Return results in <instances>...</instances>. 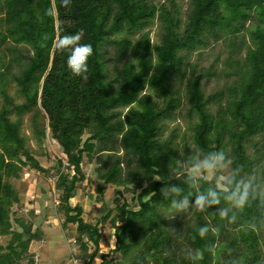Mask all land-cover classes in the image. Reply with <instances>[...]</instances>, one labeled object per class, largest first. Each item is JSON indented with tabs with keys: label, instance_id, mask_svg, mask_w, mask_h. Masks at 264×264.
I'll return each instance as SVG.
<instances>
[{
	"label": "trees",
	"instance_id": "1",
	"mask_svg": "<svg viewBox=\"0 0 264 264\" xmlns=\"http://www.w3.org/2000/svg\"><path fill=\"white\" fill-rule=\"evenodd\" d=\"M182 17L177 0H71L68 7L61 0H0V54L8 56L0 57V83L11 79L22 98L15 103L0 87V238L9 237L5 245L0 241V264H34L29 248L42 238L31 220L19 216V191L11 182L24 168L47 174L21 133L26 114L36 143L49 135L62 150L54 183L57 212L64 217L63 231L75 229L77 257L85 264H264V204L250 200L243 209L232 208L219 168L210 179L207 172L189 174L198 159L218 150L229 161L226 177L256 176L255 163L264 160V143L258 149L252 143L264 138V0H188ZM156 19L157 41L151 42L145 30ZM80 30L81 43L93 48L86 81L68 70L69 51L54 47L57 35ZM218 43L229 48L218 73L196 64L183 73L186 56ZM109 50L120 62L111 74L104 58ZM176 76L184 80L192 150L186 133L178 143L177 132L163 137L165 121L183 103L169 86ZM213 77L226 82L205 95L203 81ZM116 142L123 157H116ZM248 147H255L251 156ZM105 152L94 169L97 178L104 186H130L132 205L114 200L113 209L88 223L71 200L86 179L84 159ZM256 184L264 193L262 176ZM173 186L178 195L162 191ZM208 188L220 192V203L192 207ZM102 196L96 194L97 203ZM185 196L187 210L171 207ZM224 208L228 218L219 216ZM107 223L111 245L102 251ZM203 226L209 233L202 240ZM197 248L202 260L191 259Z\"/></svg>",
	"mask_w": 264,
	"mask_h": 264
},
{
	"label": "rangeland",
	"instance_id": "2",
	"mask_svg": "<svg viewBox=\"0 0 264 264\" xmlns=\"http://www.w3.org/2000/svg\"><path fill=\"white\" fill-rule=\"evenodd\" d=\"M177 3L181 7L183 15L182 18L184 20V14L188 9V0H177ZM158 27L159 22L156 19L153 24L145 30L148 32L151 42L157 41ZM245 38H247V36H245ZM228 52L229 48L227 47V44L223 43L213 44L205 50L193 52L186 56L183 60L184 64L181 67L183 73L185 72V74H187L189 72V65L191 64H196L197 69H206L212 66L218 73L223 65L222 61H224V59L228 56ZM4 53L5 52L0 54V57L4 55ZM114 54L115 52L113 50H109L104 56V58L108 61L110 74L116 66H120V62L117 64L114 63ZM243 54L244 52H242V55ZM6 55L7 53H5L4 58L8 59V56ZM225 82L224 77L205 79L202 84L204 94H212ZM169 86L181 95L183 103L175 112V115H173L174 119L165 121L163 137H168L171 131L177 132L175 142L178 143L182 137H184L183 133H186L185 138L192 150L194 145L189 139V133L187 130L190 120L188 119V106L185 102L183 92L184 80L176 76L173 78ZM0 87L5 88L6 92L10 97H12L15 103L19 104L22 102V98L17 93L16 85L11 79L5 83V86L0 83ZM2 105L3 101L0 95V108ZM125 112L126 109L123 110V114ZM30 117L31 114L23 116L21 133L26 137L27 148L33 154L35 159H37L39 165L43 169H47V174L31 170L29 168H24L19 179L11 180L15 188L19 191L20 204L22 205L19 207V216L31 220L32 223H34V225L42 231L41 240L33 241L29 248V251L33 256L37 254V264H69L72 258L77 257L78 244L73 243V240L77 241V234L75 229L72 227L66 231H63L62 229L64 217L63 214L57 212L59 193L54 187L58 173L57 162L62 156V150L59 145L49 137V135L42 140L41 144L36 143L31 133ZM11 119H15V116H11ZM40 120H42V118H40ZM85 137L86 136H84V138ZM252 141L258 149L261 147L262 143H264V138L255 137ZM254 148L255 147H248L247 152L250 156L253 154ZM115 154L116 157H123L124 155L119 142H116L115 144ZM105 156H107L106 152L104 154L98 153L91 162L84 159L83 172L86 175V179L84 182L77 184L74 198L71 200L73 205L78 204L82 207L83 219L88 223H94L96 218L103 216L107 210L113 209L115 206L114 200H118L117 203L119 205L123 202L132 205L131 199L133 195L130 191V186H104L101 180L97 178V174L94 169L99 167V160L105 158ZM224 163L225 167L219 169L222 176L226 177L230 174V165L228 160ZM254 169L257 171V177L262 176L264 184V160L257 161ZM103 171L104 169L102 172ZM189 174L195 175L192 171H190ZM212 175V172H207L205 174L208 179H210ZM97 187H100L98 194H103L102 203L96 202L95 192ZM262 190L264 191V185ZM30 211L33 212V217H30ZM14 229L18 230L15 226ZM101 235L104 239L101 241L100 247L102 248V251H108L110 249L109 245H111L110 241L112 235L110 224L107 223L104 225L101 230ZM8 239L9 237H1V244L5 245ZM116 259H120L118 255L116 256ZM98 261V259H95V263L93 262V264L99 263Z\"/></svg>",
	"mask_w": 264,
	"mask_h": 264
},
{
	"label": "clouds",
	"instance_id": "3",
	"mask_svg": "<svg viewBox=\"0 0 264 264\" xmlns=\"http://www.w3.org/2000/svg\"><path fill=\"white\" fill-rule=\"evenodd\" d=\"M71 3V0H61V5L63 7H68ZM50 14V13H49ZM83 37V31L80 30L75 34L69 35H57L54 47L57 51L63 52L64 50L69 51L67 56L66 65L68 70L72 73L73 76L81 77L83 80H87L88 68V59L93 54V48L91 44L81 43ZM47 40V36L42 38L41 47L45 46L43 41ZM225 153L222 150H218L212 153H209L204 156L202 160L198 159V162L192 167L191 171L195 175H200L205 172H214L218 168L225 167ZM237 174H233L231 177H221V180L224 181V184L221 185L223 193H225L224 199L231 205L234 209H243L245 208L250 200H259L261 204H264V193H261L256 184V176L251 174L247 178H236ZM164 192H174L177 195L180 193L178 187L173 186L170 189H162ZM220 192L215 188H208L204 193L198 194L196 196L194 205L192 207L198 210H205L208 207L218 205L220 203ZM188 197L185 196L183 199L176 201H171V207L184 211L189 208ZM229 209L224 208L219 210V216L221 218H228ZM231 219H235L233 216ZM209 233V228L207 226L200 227L198 229V236L202 240L206 238ZM204 257V252L197 248L192 251L191 259L193 260H202ZM77 264V262H73Z\"/></svg>",
	"mask_w": 264,
	"mask_h": 264
},
{
	"label": "built area",
	"instance_id": "4",
	"mask_svg": "<svg viewBox=\"0 0 264 264\" xmlns=\"http://www.w3.org/2000/svg\"><path fill=\"white\" fill-rule=\"evenodd\" d=\"M73 243L76 244V241L73 240ZM77 262V264H85L84 260L80 257H74L71 259L70 264H73V262ZM38 262V258H37V254L34 255V264H37Z\"/></svg>",
	"mask_w": 264,
	"mask_h": 264
},
{
	"label": "water",
	"instance_id": "5",
	"mask_svg": "<svg viewBox=\"0 0 264 264\" xmlns=\"http://www.w3.org/2000/svg\"><path fill=\"white\" fill-rule=\"evenodd\" d=\"M99 191H100V187H97V189H96V194H98L99 193Z\"/></svg>",
	"mask_w": 264,
	"mask_h": 264
},
{
	"label": "crops",
	"instance_id": "6",
	"mask_svg": "<svg viewBox=\"0 0 264 264\" xmlns=\"http://www.w3.org/2000/svg\"><path fill=\"white\" fill-rule=\"evenodd\" d=\"M95 263V262H94ZM69 264H70V262H69Z\"/></svg>",
	"mask_w": 264,
	"mask_h": 264
}]
</instances>
